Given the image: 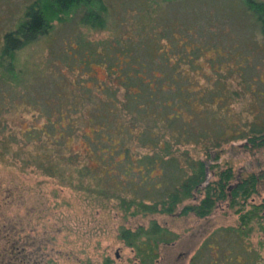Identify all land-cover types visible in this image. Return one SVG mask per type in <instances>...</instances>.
Instances as JSON below:
<instances>
[{
  "label": "trees",
  "instance_id": "1",
  "mask_svg": "<svg viewBox=\"0 0 264 264\" xmlns=\"http://www.w3.org/2000/svg\"><path fill=\"white\" fill-rule=\"evenodd\" d=\"M111 1L33 0L2 36L0 112L9 93V112L24 108L33 116L30 123L22 115L13 121L0 117V161L9 164L11 157L22 172L33 168L74 190L115 198L130 216L173 215L202 192V199L182 207L181 216L203 219L217 202H228L231 209L239 207L238 230L247 235L264 204H251L246 212L244 206L264 173L250 174L231 186V167L220 169L218 162L223 147L236 141L248 150L264 149V110L242 130L228 122L221 113L240 94L226 97L221 80H231L237 70L247 94L258 83L256 100L264 108V82L248 64L249 50L260 59L264 49L243 43L242 50L224 55L219 46L212 48L217 56L210 60V72L217 79L211 87L210 75L199 63L211 51L209 42L198 45L188 36L191 42L179 44L171 29L157 32L162 16L156 12L160 4L169 5L164 17L174 21L177 13L183 33L187 18L192 26L200 25L211 11L237 28H251L252 22L245 19L250 15L264 40V2L184 0L187 5L180 10L179 0H128L130 9L137 11L133 35L92 41L81 33L55 58L66 65L72 79L40 64L19 65V54L50 37L54 23H71L89 32L109 30L114 26L109 19L115 6ZM173 5L175 13H170ZM161 40L168 45H160ZM220 64L229 68L223 75ZM211 176L218 179L210 182ZM166 237L169 232L156 222L147 229L119 232V239L144 256L143 264L155 260Z\"/></svg>",
  "mask_w": 264,
  "mask_h": 264
},
{
  "label": "rangeland",
  "instance_id": "2",
  "mask_svg": "<svg viewBox=\"0 0 264 264\" xmlns=\"http://www.w3.org/2000/svg\"><path fill=\"white\" fill-rule=\"evenodd\" d=\"M32 1L0 0V43L2 36L14 28L25 6ZM111 3L115 6L111 8L109 19L110 22L114 21V26H110L109 30L89 32L84 28H76L71 23H54L50 37L19 54V65L28 64L32 67L40 64L52 74L61 73L72 79L66 65L55 58L60 57L59 53L68 49L72 40L81 33L92 41L110 39L115 35L129 37L135 33L136 8L131 10L128 0H112ZM178 5L182 10L187 4L184 0H179ZM168 7L167 4H160L158 7L156 13H160L163 18L161 17V24L156 31L160 33L168 31L167 28L171 29L179 44L191 42V39L186 40L191 36L198 45L208 41L210 50L219 46L224 55L242 50L243 43L249 49L254 43H257L259 51L264 49V40L258 33L255 19L250 15H246L245 19L252 22V27L237 28L228 25L223 16L219 20L217 14L211 11L208 21H201L200 25L192 26L187 18L186 24L184 23L187 25L186 33H183L177 13L174 21L164 17ZM172 12L175 13L174 5L170 8V13ZM160 45L166 47L168 42L161 40ZM214 50L199 62L210 75L211 87L217 79L210 72V60L217 56ZM249 52L251 57L248 64L252 69L256 68L252 74L257 72L264 82V57L256 59L253 50ZM206 60L209 62L206 63ZM45 63L49 66H45ZM231 65L234 67L235 63ZM218 67L222 75L229 70L226 64ZM236 72L237 70L231 80L220 78L226 84V97L232 92L240 94L227 102V109H223L221 114L228 122L238 124L242 130V125L252 121L253 116L261 113L264 108L256 100L258 83H253L251 93H244L246 85ZM197 81L206 84L202 78ZM8 94L0 117L13 121L22 115L23 121L30 123L32 112L24 108L13 114L8 111L11 99ZM242 144V141H236L223 147L220 152L218 166L220 169L226 165L231 167V186L250 174L259 176L264 173V149L248 150ZM7 162L9 164L0 161V264H143L144 256L138 255L135 249L119 239V232L121 228L131 231L147 229L151 222L165 228L169 237H166L167 242L158 245L155 260L146 264H264V212L260 213V219L251 223L247 235L238 230L240 221L236 210L239 207L231 209L228 202H217L211 214L203 219L191 214L181 216L182 207L198 202L204 197L202 192L195 194L194 200H187L180 205L173 215L130 216L120 208L119 201L115 198L74 190L56 179L41 175L33 168L22 172L20 165L12 164L11 157H8ZM217 179L216 176H211L210 182ZM251 204H264V180L245 204L244 212L250 210Z\"/></svg>",
  "mask_w": 264,
  "mask_h": 264
}]
</instances>
